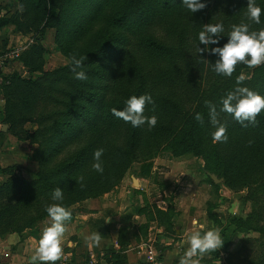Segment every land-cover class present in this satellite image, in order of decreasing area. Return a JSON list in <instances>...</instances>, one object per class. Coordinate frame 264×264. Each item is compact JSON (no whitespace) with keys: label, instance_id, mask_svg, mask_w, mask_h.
<instances>
[{"label":"trees","instance_id":"obj_1","mask_svg":"<svg viewBox=\"0 0 264 264\" xmlns=\"http://www.w3.org/2000/svg\"><path fill=\"white\" fill-rule=\"evenodd\" d=\"M201 2L206 7L191 13L182 0H18L25 13L33 11L44 19L40 30L55 29V40L69 59L73 55L86 57L83 71L88 79L74 78L70 60L44 69L38 46L33 45L17 59L40 75L25 77L10 72L1 77L3 122L14 136L33 144L31 158L38 164L36 178L26 180L14 175L0 185V192L16 195L15 201L0 211V220L7 218L6 212L24 220L15 224L8 218V233L21 232L48 217L46 207L53 203L68 209L84 199L102 196L120 183L131 163L141 156L147 159L140 163V172L149 175L153 159L161 150L175 157L186 153L200 156L205 170L216 176L222 155L232 164L236 160H249L247 166L263 162L264 111L255 126L242 127L232 116L219 111V101L238 86L264 96V64L251 68V75L237 85L239 69L246 65H238L228 78L213 71L218 56L204 52L205 61L198 63L190 55L192 49L205 47L198 38L204 24L243 22L250 31H259L264 29V12L261 23L255 24L246 16L248 0ZM255 3L264 10V0ZM15 12L13 9L10 15L0 16V27L12 24ZM231 30L221 33L218 45L208 47H222ZM178 89L193 96L188 109L178 102ZM142 94H150L154 101L144 113L158 118L151 130L146 124L133 127L112 114L113 108L123 110L128 98ZM206 100L216 104L218 120L228 123L226 143L212 141L215 128ZM197 113L202 114L203 125L195 120ZM27 123L36 125L35 129H27ZM249 141H253L250 146ZM100 148L104 149L103 174L92 168L93 153ZM14 168L11 165L0 170ZM80 177L84 178L83 187ZM57 187L63 191L62 201L51 198ZM146 215L147 222L156 220L162 225L164 218L170 221L172 210L152 205ZM147 222L141 225L144 233ZM222 239L226 248L223 235ZM118 259V253L112 252L110 264H117Z\"/></svg>","mask_w":264,"mask_h":264},{"label":"rangeland","instance_id":"obj_2","mask_svg":"<svg viewBox=\"0 0 264 264\" xmlns=\"http://www.w3.org/2000/svg\"><path fill=\"white\" fill-rule=\"evenodd\" d=\"M5 1L7 0H2V3ZM12 1L11 5L14 7L10 11L13 12V9H16V12L12 18L13 23L0 30L3 37L0 42V57L5 58L16 49H19L20 54L33 45L38 46V59L41 58L44 61V69L50 70L68 63L70 59L55 40V29L47 27L40 30L44 20L40 19V14H33V11L25 13L23 5L18 6V0ZM232 26L225 25L224 32ZM190 56L197 59L194 61L198 63L205 61L204 55L200 54L196 48L192 49ZM239 71L247 78L251 75L252 69L240 67ZM10 72H18L25 77L40 75V72L29 71L18 59H6L1 64L0 81L3 74L7 75ZM212 75L213 72H211ZM177 97L178 102L183 103L187 109L193 104V96H187L179 89ZM220 123L228 124L226 120H221ZM25 127L32 130L36 125L27 123ZM31 145L33 147V144ZM146 159L145 156H141L132 162L126 173L127 179L109 190L104 198L113 201L119 197L120 190L124 192L129 190L130 192L126 193L129 195L132 190L130 176H135L140 163ZM235 162L229 163L226 155H222L218 162L220 166L218 181H214L211 173L205 170L204 160L200 156L186 153L175 157L161 150L153 159L150 176L143 179V193L149 200V205L159 201L161 205L166 204L171 208L170 221L164 218L166 221L162 225L174 234V241H180L182 238L186 240L191 232L200 230V225L204 226L202 232L219 229L221 237L223 235L226 238L227 247L207 254L215 260L214 264H264V160L258 166L254 164L247 166V162L237 160ZM245 164L246 167H244ZM31 165H15L13 170H0V185L14 175L26 180L36 178L38 164L33 160ZM15 197L13 192L2 190L0 211H4L8 203L14 202ZM90 201L91 199L87 198L71 205L72 211L83 214L84 205ZM175 207H178L176 213ZM116 213L118 214L119 210ZM5 215L7 218L0 220V238L9 232L8 229L11 226L8 224V218L15 220V224L24 223L18 214L10 215L6 212ZM232 217L235 219L231 222ZM194 221L197 223L194 224ZM169 223L170 225L166 226ZM186 229H189V232L185 236L181 235V232L179 236H175V230Z\"/></svg>","mask_w":264,"mask_h":264},{"label":"clouds","instance_id":"obj_3","mask_svg":"<svg viewBox=\"0 0 264 264\" xmlns=\"http://www.w3.org/2000/svg\"><path fill=\"white\" fill-rule=\"evenodd\" d=\"M182 4L191 13H196L206 7L201 0H182ZM264 10L257 6L255 0L247 2V19L255 24L261 23V15ZM224 31L223 24H204L203 30L199 32L198 38L200 44L204 48H198V52L203 54L208 52L211 55L218 56L213 64V71L218 75L231 78L238 65L243 64L249 68H256L264 64V29L259 31H250L249 25L240 23L233 25L231 32L228 34V40L222 47L209 48V45H218L221 33ZM86 57L77 58L76 55L71 56V71L74 78L80 81H86L88 76L84 68V60ZM77 69H81L77 71ZM246 79L243 73L236 78L237 85L242 84ZM205 106L209 110L210 123L215 128L211 133L213 143H226L228 141L227 127L218 120L219 112L216 104L206 100ZM221 107L220 112L227 113L238 122L242 127L249 124L255 126L257 117L264 111V96L249 89L248 87H236L234 90L226 93L219 101ZM148 104H154L150 94H142L140 96H131L125 101L123 110L112 109L114 117L130 123L133 127H141L147 125L149 130L154 128L158 123L156 115L146 116L145 108ZM154 111V109H153ZM195 120L203 125V116L200 113L195 115ZM253 141H249V146ZM104 149L100 148L94 151L92 168L94 171L103 174V156ZM83 177L79 178L81 187H83ZM53 201L63 200V191L57 187L52 192ZM46 212L50 218V226L45 227L38 241V247L35 254L31 256L29 264H56L64 256L62 246V238L67 232V222L72 220V212L60 203H53L46 207ZM197 223L196 221L193 222ZM203 225L200 230L191 232L187 236L185 243L189 245L179 260V264H200V258L206 254L216 252L224 245L219 229H210L203 231ZM85 243L91 249L99 247L102 243V235L99 232H93L89 236H85ZM199 257V258H197ZM195 258V259H194Z\"/></svg>","mask_w":264,"mask_h":264},{"label":"crops","instance_id":"obj_4","mask_svg":"<svg viewBox=\"0 0 264 264\" xmlns=\"http://www.w3.org/2000/svg\"><path fill=\"white\" fill-rule=\"evenodd\" d=\"M12 2V0H7L2 3L0 0V16L11 14ZM7 26L0 27V30ZM2 38V33H0V42H2ZM2 106L3 98L0 94V167L31 165L33 162L31 158L32 145L28 141L14 136L8 131V128L6 131L1 129L4 123ZM126 173L120 183L127 179L128 174ZM150 174L141 173L139 167L135 176H130L132 190L129 195L126 194L129 190H125V192L120 190L119 197L113 201L104 198L108 192L97 198H89L91 201L84 205L83 214H77L72 211V206L69 207L68 209L72 212V220L67 222L68 230L62 238L64 254L70 256L77 264H85L92 257L96 260V264H110L109 257L112 252L118 253L117 264H179L181 256L189 247L185 243V238L174 241V234L167 231L156 220L147 222L146 213L152 205L163 210L169 207L162 200L165 205H161L158 203L159 201H154L149 205V200L143 193V179L148 178ZM177 210L178 207H175V213ZM113 213L116 214L112 215ZM146 222L148 225L144 233L141 225ZM48 226H50V218L46 217L44 220L37 221L30 228L21 232L8 233L0 238V264H29L31 256L35 254V249L38 247L42 231ZM93 232H99L102 235V243L99 247L90 249L85 243L84 237ZM175 232V236H179L180 232L185 236L189 229L175 230ZM145 242L152 243L156 251L155 261L146 260V251L143 246ZM214 263L215 260L207 254L200 258V264Z\"/></svg>","mask_w":264,"mask_h":264},{"label":"built area","instance_id":"obj_5","mask_svg":"<svg viewBox=\"0 0 264 264\" xmlns=\"http://www.w3.org/2000/svg\"><path fill=\"white\" fill-rule=\"evenodd\" d=\"M18 50L19 49L12 51L8 55H6L5 58L0 57V66L4 61H6V59H17L16 57H18V55H19ZM143 246H144V249L146 251V253H145L146 260L149 262L155 261L156 251H155L152 243L151 242H145ZM96 263H97L96 260L92 257L85 264H96ZM56 264H77V263L70 256H67L64 254L63 258L61 260L57 261Z\"/></svg>","mask_w":264,"mask_h":264},{"label":"water","instance_id":"obj_6","mask_svg":"<svg viewBox=\"0 0 264 264\" xmlns=\"http://www.w3.org/2000/svg\"><path fill=\"white\" fill-rule=\"evenodd\" d=\"M7 128H8V124L3 123L1 129L3 131H6ZM211 177L213 178L214 181H218V178H217V176L215 174L211 173Z\"/></svg>","mask_w":264,"mask_h":264}]
</instances>
